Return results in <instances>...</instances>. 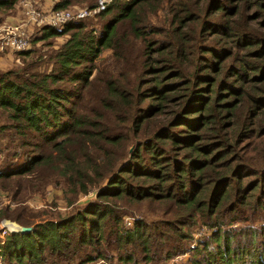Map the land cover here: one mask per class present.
Wrapping results in <instances>:
<instances>
[{
	"label": "trees",
	"instance_id": "trees-1",
	"mask_svg": "<svg viewBox=\"0 0 264 264\" xmlns=\"http://www.w3.org/2000/svg\"><path fill=\"white\" fill-rule=\"evenodd\" d=\"M90 19L36 27L0 73V131L34 152L0 192L62 183L72 207L0 227V264H264V0H112Z\"/></svg>",
	"mask_w": 264,
	"mask_h": 264
},
{
	"label": "rangeland",
	"instance_id": "rangeland-1",
	"mask_svg": "<svg viewBox=\"0 0 264 264\" xmlns=\"http://www.w3.org/2000/svg\"><path fill=\"white\" fill-rule=\"evenodd\" d=\"M23 1L24 0L19 2L12 12L7 13L4 21L2 19L1 21L8 26L13 27L17 25L18 27L23 29L24 32L28 35L29 41L32 42V36H34L37 31L33 25L27 23V17L23 13ZM57 1L58 0H30L31 7L34 10L43 13L55 11L53 9ZM83 8H74L72 11ZM90 20L95 27L100 29L101 23H99L97 19ZM51 42L53 48L49 49L42 43H38L36 45V49L42 52L57 49L64 42V38H57L51 40ZM32 45L33 44L31 43V46ZM22 66V59L17 55V53H0V73H4L6 71H15L17 69H20ZM51 70L52 64L47 60H43L36 71L49 73ZM5 116L6 114H4L2 109L0 108V128L2 125H8L10 123L7 121ZM24 143L25 140L20 138L14 130L8 129L4 132L0 131V172H8L19 169V167L25 161L26 157L33 155L34 152L32 151V147L25 146ZM68 197H70V195L66 193L65 187H63L62 183L58 184V186H49L42 194L33 196H28L27 194V197H23V191L18 192V195L15 198H13V196L8 193L0 192V227L3 234L2 236L5 235L4 232L11 233L6 229V227L12 224L19 225L16 220H19L20 218L30 219L32 218L31 216H34L37 217V219L39 220L37 222L39 223L42 222V220H45L44 222L55 221L60 217L67 215L69 212L68 209H72V207H68ZM86 200V197L81 198L79 200V203H82ZM23 211L30 213V215H23ZM3 215L9 216L6 217ZM204 236V230L198 231V234L196 235L198 239L203 238ZM188 258L189 255L181 258H175L174 262L178 264H187Z\"/></svg>",
	"mask_w": 264,
	"mask_h": 264
},
{
	"label": "built area",
	"instance_id": "built-area-1",
	"mask_svg": "<svg viewBox=\"0 0 264 264\" xmlns=\"http://www.w3.org/2000/svg\"><path fill=\"white\" fill-rule=\"evenodd\" d=\"M112 0H100L99 5L94 9H76L72 10H59L49 11L43 13L34 10L31 7L30 0H24L22 2L23 13L27 17V23L36 27H53L57 29H64V27L72 21L83 20L86 18H93L96 20V16L105 10L106 6ZM31 48V42L28 35L23 29L17 25L11 27L1 21L0 17V53H20L27 51ZM7 230L8 227H6ZM6 233V232H4Z\"/></svg>",
	"mask_w": 264,
	"mask_h": 264
},
{
	"label": "water",
	"instance_id": "water-1",
	"mask_svg": "<svg viewBox=\"0 0 264 264\" xmlns=\"http://www.w3.org/2000/svg\"><path fill=\"white\" fill-rule=\"evenodd\" d=\"M15 227H16V231L15 232H31L33 230L32 227H22V226H19V225H16V224H13Z\"/></svg>",
	"mask_w": 264,
	"mask_h": 264
},
{
	"label": "bare ground",
	"instance_id": "bare-ground-1",
	"mask_svg": "<svg viewBox=\"0 0 264 264\" xmlns=\"http://www.w3.org/2000/svg\"><path fill=\"white\" fill-rule=\"evenodd\" d=\"M7 227H8V229H9L10 232H15L16 231V227L13 224L10 225V226H7Z\"/></svg>",
	"mask_w": 264,
	"mask_h": 264
}]
</instances>
